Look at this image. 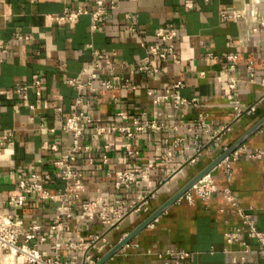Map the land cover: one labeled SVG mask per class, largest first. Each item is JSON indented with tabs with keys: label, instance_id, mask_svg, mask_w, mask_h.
<instances>
[{
	"label": "crops",
	"instance_id": "crops-1",
	"mask_svg": "<svg viewBox=\"0 0 264 264\" xmlns=\"http://www.w3.org/2000/svg\"><path fill=\"white\" fill-rule=\"evenodd\" d=\"M190 1L121 0L114 14L92 32L90 15L81 16L71 24H58L54 20L66 10L95 11L92 0H0V42L9 47L5 56L0 50L3 59L0 143H5L3 147L0 145V212L18 215L26 225L41 226L33 244L42 252L53 254L49 226L57 216L59 201L30 197L19 209L3 202L16 194L21 179L34 172L54 177V162L74 150L73 135L64 133L61 126L76 109L75 100L79 96L70 80L86 81L81 72L93 59L88 49L90 44L107 54L116 69L111 72L101 63L102 70L93 84L97 91L81 93L90 106L78 110L88 112L101 127L132 126L138 118L142 122L157 121L164 128L159 132L137 133L129 142L137 152L134 157L123 148L126 139L120 133L98 136L93 127L84 132L81 150L74 154L73 168L83 173L86 189L75 203L73 217L58 236L63 245L61 259L67 264L83 263L79 245L91 246L92 236L104 237L109 244L102 258L264 119V33L253 32L255 24L233 15L236 10H251L252 0H193L192 10L188 8ZM127 15L133 19L128 20ZM162 26L177 29L179 59L157 61L162 72L154 77L132 74L143 60L146 47L156 42L155 32ZM209 54L217 59L210 60ZM230 55L236 56L233 73L229 72ZM250 63L256 72L253 82L248 73ZM34 76L43 82L40 99L36 96ZM114 76L122 81H114ZM227 78L238 81L245 110L239 120L234 118L227 100ZM108 80L112 82L111 89L105 88ZM125 80H130L137 89L123 88ZM178 81L185 86L182 96L189 100L196 98L199 103L180 110L171 102L154 106L147 92L163 94L171 83ZM19 88L26 90L18 92ZM254 105L256 112H248ZM120 112L126 113L128 119H121ZM199 114L206 116L211 133L202 134L196 141L188 127ZM225 126H231L232 130L218 141L209 140L210 134ZM9 131L14 133V146L6 143ZM177 139L181 140L180 146L174 148ZM107 145L109 149H105ZM241 147L246 149V154L233 163L231 182L225 180L221 166L213 170L218 192L212 200L198 199L193 205L178 201L106 264H164L158 254L169 249L191 252L189 264H234L242 256L246 257L245 264H264L258 244L248 240L251 252L244 253L239 245L229 246L224 236L230 227L241 224L239 215L224 198L226 187L236 194L243 208H254L253 217L264 232V217L260 212L264 209V156L248 157L255 151L264 152V126ZM197 150L201 155L195 163H190L188 158ZM148 167L151 168L149 179L140 186L128 190L115 187L121 172H143ZM64 186L55 179L52 190ZM99 193L105 195L112 210L124 212L118 226L109 228L100 220L90 221L82 210ZM150 193L154 196L149 213L134 211L133 205ZM92 250L95 254L96 249ZM0 264H8L5 254H0Z\"/></svg>",
	"mask_w": 264,
	"mask_h": 264
},
{
	"label": "built area",
	"instance_id": "built-area-1",
	"mask_svg": "<svg viewBox=\"0 0 264 264\" xmlns=\"http://www.w3.org/2000/svg\"><path fill=\"white\" fill-rule=\"evenodd\" d=\"M96 5V10L90 12L84 8H79L77 11L66 10L62 15H58L54 18L58 24L64 23H76L81 16L90 15L91 17V31L95 32L99 30L100 25L106 22L114 12L119 8L121 0H92ZM132 2H138L139 0H131ZM209 2L210 0H204ZM252 8L248 12L234 11L233 15L236 19H244L250 23L256 25L253 32L264 33V0H252ZM190 10L195 8L194 1L191 0L188 4ZM128 20H132L133 17L127 15ZM134 30L133 27L130 28ZM179 34L177 29L172 27H160L155 32L156 42L146 47V54L141 63L132 70L131 73L136 72L146 74L148 76H156L162 72L159 62L177 61L179 59V53L176 48V42ZM88 49L93 57L89 66L83 68L81 75L86 81L83 83L77 79L70 80V85L75 88L79 96L75 100V110L67 116L61 126V130L66 134H72L74 137V150L69 156L60 158L54 162V177L53 174H40L34 172L28 177L21 179L18 183V189L15 195L11 196L6 202L7 206L19 209L24 207L30 197L40 201H59L57 208V216L49 226L50 240H53L51 246L52 255H48L42 252L37 245L33 244V241L37 239V233L41 230L39 225H26L24 220L16 214L1 213L0 212V254H5L8 259V264H67L61 259L60 251L62 244L58 241L59 232L62 228L66 227V222H69L73 217L76 209L75 203L81 199L85 192L84 175L73 168L75 161L74 154L81 150L80 140L84 132L93 127L98 136H108L115 132L120 133L126 142L123 144V148L128 152L130 157H134L137 152L131 149L130 140L134 138L137 133L144 132L146 130L152 132H159L164 128L163 124H160L154 120L140 121L138 118L134 119L132 126H110L101 127L96 125V121L88 112H81L79 107L85 106L89 108L90 103L85 101L82 96V91L90 90L96 92L94 88V81L97 78V74L102 70L101 63L109 71H115L116 67L113 65L112 59L99 49H96L93 45H89ZM0 50L3 56L9 52V47L3 42H0ZM210 60H215L217 57L213 54H209ZM227 59L232 63L229 72L235 71L236 56L230 55ZM3 59H0L2 62ZM248 73L250 81L255 79V69L253 64L248 66ZM114 81H122L121 77L114 76ZM228 93L227 100L231 105L234 118L239 120L245 113L243 104L240 98L238 81L235 78H227L226 80ZM42 80L39 76H34V87L36 89L37 98L42 96ZM122 87L127 89L131 88L136 90L137 87L131 84L130 80H125L122 83ZM184 83L181 81L171 83L163 94L157 93V91L149 90L147 95L152 100L154 106H161L167 102H171L176 110H180L184 106L197 105L199 100L196 98L187 99L182 96L181 90L184 88ZM106 89L112 88V82L110 80L106 83ZM26 88H19L18 92L24 91ZM248 112L255 113L256 106L249 107ZM118 116L127 120L128 116L124 112H120ZM144 116H147L144 113ZM178 130V127L175 128ZM232 130L231 126H225L220 130L209 135V140L218 141L223 135ZM54 131V130H53ZM211 127L206 121L204 114H199L194 123L188 127V132L193 133L196 141L199 140L202 134L211 133ZM14 133L8 132V146H14L13 140ZM181 140H175L173 143L174 148L180 146ZM196 143V142H195ZM4 142H1V147L4 146ZM198 143H196L197 145ZM105 149H109V145L104 146ZM57 150L56 146L52 148ZM89 149V148H86ZM185 152L184 150L181 151ZM1 154V152H0ZM242 154H246L244 147L238 148L234 153L222 161L219 165L223 168V175L227 182H231L233 176V163L238 161ZM201 155V152L197 150L194 155L188 158L190 163H195L197 158ZM264 156L263 151H255L248 154L251 159H262ZM90 164H93L90 162ZM218 166V167H219ZM151 168H146L143 172L138 171H124L121 172L116 180L115 187L118 190L131 189L133 187L140 186L143 182L149 179ZM213 172V171H212ZM212 172L206 175L202 180L196 183L179 201H184L187 204L193 205L196 200L203 202H209L213 196L218 192V186L214 180ZM56 180H60L64 183V188L52 190V186ZM154 195L151 193L144 196L140 203H135L132 207L134 211H142L149 213L150 200ZM224 198L229 202L231 207L237 212L241 219L239 226H232L225 233V241L229 246L239 245L243 248L244 253L251 252V246L248 240L255 242L260 247V252L264 255V232L259 229L258 221L253 217L255 212L254 208L245 209L239 204V200L236 194L229 188L224 189ZM82 210L87 214L90 221L100 220V222L113 228L118 226L124 218V212L121 210H112L110 204L105 200V195L99 193L97 198L84 205ZM264 217V209L260 211ZM45 240V239H44ZM91 246L82 248L84 261L82 264H96L101 256L108 249V242L106 238H100L99 236L91 237ZM73 247L72 244H69ZM92 248L96 249V253L92 252ZM192 254L186 250L169 249L163 253L158 254V258L162 260L164 264H189ZM246 257L242 256L239 260L234 261V264H245Z\"/></svg>",
	"mask_w": 264,
	"mask_h": 264
},
{
	"label": "water",
	"instance_id": "water-1",
	"mask_svg": "<svg viewBox=\"0 0 264 264\" xmlns=\"http://www.w3.org/2000/svg\"><path fill=\"white\" fill-rule=\"evenodd\" d=\"M263 126H264V119L261 120L254 128H252L244 137H242L232 147H230L227 151H225L219 158H217L210 166H208L203 172H201L197 177H195L182 190H180L173 198H171L160 209H158L147 220H145V222H143L133 232L127 235L117 246H115L110 251H108L96 264H106L111 258H113L117 253H119L126 245H128L130 241L133 240L142 230H144L146 227L151 225L165 211H167L171 206L176 204L196 183L202 180L206 175L211 173L214 169H216L222 163L223 160H225L232 153H234L239 147L245 144V142Z\"/></svg>",
	"mask_w": 264,
	"mask_h": 264
}]
</instances>
